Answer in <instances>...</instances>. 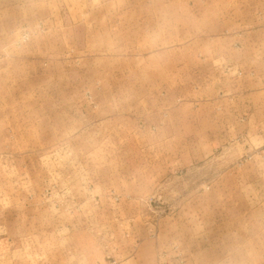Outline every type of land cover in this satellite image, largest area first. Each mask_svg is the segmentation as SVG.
<instances>
[{
	"label": "rangeland",
	"instance_id": "rangeland-1",
	"mask_svg": "<svg viewBox=\"0 0 264 264\" xmlns=\"http://www.w3.org/2000/svg\"><path fill=\"white\" fill-rule=\"evenodd\" d=\"M262 203L264 0H0V264H264Z\"/></svg>",
	"mask_w": 264,
	"mask_h": 264
},
{
	"label": "crops",
	"instance_id": "crops-1",
	"mask_svg": "<svg viewBox=\"0 0 264 264\" xmlns=\"http://www.w3.org/2000/svg\"><path fill=\"white\" fill-rule=\"evenodd\" d=\"M201 63H202V67H217V68H219L221 66L220 59L219 60L218 59H204V60H201ZM207 71H209V70H207ZM204 72H206V71L204 70ZM214 72H218V71H214ZM253 208H254V205H253ZM257 208L259 210H261V216H262L261 220L259 219V217L257 218V220L258 221H264V203H262L261 205H258ZM11 237H12L11 238L12 241H10V242H12V247H13L14 243L18 242V241L15 240V239H17L16 236H11ZM22 243H23V241H21V244ZM25 245H26V243H25ZM62 254L63 253L60 251V253L57 256L53 257V264H95L93 255H90L86 252H84L80 256H78V253L76 251L74 253H72L70 251V253L64 257ZM11 255H12L13 259H15V256H14L15 254L12 253ZM104 260L105 259L103 257H101V263L100 264H106L104 262ZM21 262L23 264L28 263V261L22 259V257H21ZM33 262L38 263L39 259L38 260L33 259V260H31V262H29V264H33ZM17 264H19V263H17ZM122 264H157V261H156L155 256L151 252H144L143 253L141 251L138 253V251L137 252L135 251V255L133 256V258L132 259L125 258V261Z\"/></svg>",
	"mask_w": 264,
	"mask_h": 264
}]
</instances>
